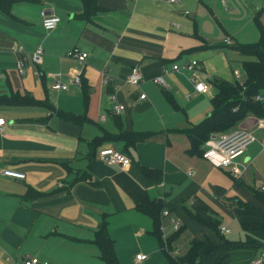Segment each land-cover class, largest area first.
<instances>
[{
    "label": "crops",
    "instance_id": "obj_1",
    "mask_svg": "<svg viewBox=\"0 0 264 264\" xmlns=\"http://www.w3.org/2000/svg\"><path fill=\"white\" fill-rule=\"evenodd\" d=\"M6 1L8 11L0 9V98L30 96L45 105L0 103L7 123L0 131V172L24 176L0 175V264H23L28 258L40 264H102L94 235L103 222L115 254L159 250L160 264H168L152 220L137 210L148 200L160 201L169 214H161L162 241L175 234L170 218L181 230L169 246L173 257L184 256L194 239L220 244L189 215L214 218L229 232L225 239L235 242L245 239L242 225L264 223V205L255 197L264 198V130L255 128L264 118L248 116L233 129L247 130L254 138L238 160L246 166L238 180L189 155L190 142L181 132L211 113L215 69L227 67L218 48L233 51L237 43L258 42L264 0H97L89 20L81 18L80 0ZM43 16L59 19L55 30L42 29ZM226 38L230 46L223 43ZM16 48L28 60L23 76L16 70ZM73 48L87 54L82 66L66 57ZM39 49L40 62L34 65L30 59ZM232 53L241 70L244 58ZM191 61L206 73L207 94L194 93L188 74L171 71ZM133 71L142 78L138 89L124 83ZM235 71L244 80L243 71L232 70V76ZM77 75L78 85L73 83ZM158 77L166 89L154 82ZM54 80L67 89L53 92ZM113 87L119 88L116 98L124 108L117 116L108 100ZM258 97L264 108V91ZM56 111L85 120L64 121ZM120 129L147 137L126 147L115 139ZM109 149L129 159V170L97 160L99 151ZM139 167L158 171L161 179L143 177ZM234 232L235 238H229ZM262 254V249H233L218 264H254Z\"/></svg>",
    "mask_w": 264,
    "mask_h": 264
},
{
    "label": "trees",
    "instance_id": "obj_2",
    "mask_svg": "<svg viewBox=\"0 0 264 264\" xmlns=\"http://www.w3.org/2000/svg\"><path fill=\"white\" fill-rule=\"evenodd\" d=\"M83 13L81 18L89 20L97 11V0H80ZM10 2L0 0V9L7 12ZM258 16L255 17L257 22ZM259 40L251 45H238L233 47V51L239 54L244 60L241 63V70L244 73L242 86L237 82L228 83L217 79L212 80V86L215 89V95L212 98L210 115L195 126L182 130L189 142V155L202 158L203 146L209 137L214 134H225L232 131L239 123L248 116L264 118V108L262 104L255 101V98L261 91H264V28L258 24ZM170 99V98H168ZM0 103L4 105H27L40 106L45 105L36 102L30 96L19 97L13 95L10 98H0ZM50 112H54L49 107ZM59 119L72 123H81L85 119L81 116H73L61 112H55ZM147 135L126 133L119 130L115 139L122 141L126 147L134 146L145 140ZM98 142L97 140H95ZM89 144L92 149L96 142ZM95 142V143H94ZM92 152V151H91ZM139 172L143 177H149L156 180L161 179V174L155 170L140 168ZM34 192L32 198L37 197ZM255 197L264 205V198L255 195ZM137 210L147 215L153 223L152 233L160 241L161 250L167 258L168 264H204L213 257H217L218 264L226 256L229 250L238 248H256L264 250V223H253L242 225V231L245 235L243 241H230L220 234V224L210 216H192L190 219L199 225L212 231L220 240V244L214 245L207 238L203 241L192 240L188 251L182 257H173L170 255V243L177 239L181 230L178 229L173 236L165 241L161 239L160 218L163 212V204L160 201H144L137 206ZM94 244L99 250V259L102 264H119L113 249V243L108 238L105 223H101L94 235Z\"/></svg>",
    "mask_w": 264,
    "mask_h": 264
},
{
    "label": "built area",
    "instance_id": "obj_3",
    "mask_svg": "<svg viewBox=\"0 0 264 264\" xmlns=\"http://www.w3.org/2000/svg\"><path fill=\"white\" fill-rule=\"evenodd\" d=\"M168 3L173 4L175 0H166ZM59 24V19L55 16H43L41 27L45 32H51L55 30L57 25ZM225 45H230V39L226 38L223 40ZM13 54L19 56V60L16 63V70L20 76L24 75L25 72V64L27 63V58L23 54L20 48H16L13 50ZM42 55V51L39 49L31 56V63L37 65L40 62V58ZM66 57L69 59L75 60L79 65H83L87 54L79 51L77 48H73L70 50ZM171 71L175 73H186L189 76V82L193 87V91L195 94H207L208 86L206 84V77L202 73L199 68V65L196 61H191L185 63L182 66L171 67ZM164 74L167 73L165 70ZM38 74V73H36ZM235 82H237L240 86L243 84V80H241L237 71L233 73ZM154 82L162 89H166V84L164 83L162 77H158L154 79ZM74 84H80L79 76L77 75L73 81ZM104 86L108 85V79L103 75ZM126 85L132 88L138 89L140 84L142 83V78L138 72L133 71L128 78L124 82ZM53 92H61L65 91L67 87L59 82V80H54L50 88ZM119 88L113 87L112 92L109 94L108 100L111 104V111L114 115H120L123 113L124 108L117 102L116 92ZM190 96L187 95L186 99H189ZM145 95L141 94L139 96V100H144ZM255 101H259V97L255 98ZM6 121L0 116V131L3 127L6 126ZM255 128L258 130H264V119L257 120ZM254 142V138L251 132L243 129H237L230 131L225 134H219L217 136H210L208 141L203 146V154L202 159L206 160L209 164H211L215 168H221L228 170L231 178L234 180L240 179L243 174L246 172V166L239 163L238 160L242 158L245 154V150L249 144ZM97 160L105 164L107 166H116L119 167L123 171H127L130 168L129 159L112 149L109 150H101L97 153ZM0 175L4 178H9L13 180H23L24 176L14 171L10 170H2ZM264 190V188H261ZM162 216L168 217V212H163ZM171 223L173 224V230L176 232L178 230V225L175 223L173 219L170 218ZM229 232L220 228L221 235H227ZM264 257V254L261 255L259 260H256L254 264H259L260 260ZM8 259V258H7ZM146 260V257L143 255L135 256V263L140 264ZM23 264H40L36 258H28L23 260Z\"/></svg>",
    "mask_w": 264,
    "mask_h": 264
},
{
    "label": "rangeland",
    "instance_id": "obj_4",
    "mask_svg": "<svg viewBox=\"0 0 264 264\" xmlns=\"http://www.w3.org/2000/svg\"><path fill=\"white\" fill-rule=\"evenodd\" d=\"M254 42H251L249 44H252ZM231 45V44H230ZM227 45V46H230ZM236 45H243L237 43ZM245 45V44H244ZM226 48H218V51H220V56L223 55V58L225 59V63L227 64V67H222V70L220 68L215 69L219 74L214 75L213 79L217 80H222L227 82L228 79L233 81L234 78L232 76V70L237 69L239 73L242 75V71L239 69V61L237 58L234 56V53H232V50H229ZM231 51V52H230ZM219 61V60H218ZM214 62V61H213ZM214 64H217L214 62ZM203 73H205L203 71ZM206 75V73H205ZM210 75L213 76V74L210 73ZM223 75L224 77L220 76ZM215 76H220V77H215ZM235 232L230 236L229 238H235ZM143 255L146 258H148V261L145 264H160V259L159 258H164L162 257V253L159 252V250H154L153 254H150V250H117L116 256L119 261V264H136L134 262L135 255ZM98 259V258H97ZM164 260V259H163ZM166 262V261H165Z\"/></svg>",
    "mask_w": 264,
    "mask_h": 264
}]
</instances>
